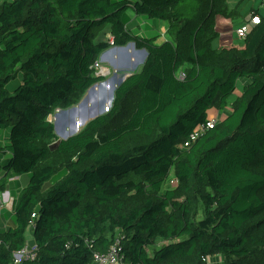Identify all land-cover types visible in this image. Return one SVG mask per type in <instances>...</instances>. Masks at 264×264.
<instances>
[{
  "label": "trees",
  "instance_id": "1",
  "mask_svg": "<svg viewBox=\"0 0 264 264\" xmlns=\"http://www.w3.org/2000/svg\"><path fill=\"white\" fill-rule=\"evenodd\" d=\"M187 1H0V128H11L0 171L29 174L15 224L0 219V264L29 230L37 255L21 264H92L117 240L128 264H264V8L243 14L261 19L239 37L229 0ZM129 9L167 21L170 39L133 32ZM107 26L112 40H99ZM222 26L236 37L215 46ZM129 42L148 52L141 69L53 148L50 115L104 81L93 64ZM213 108L223 116L184 146ZM10 183L0 173V192Z\"/></svg>",
  "mask_w": 264,
  "mask_h": 264
},
{
  "label": "rangeland",
  "instance_id": "2",
  "mask_svg": "<svg viewBox=\"0 0 264 264\" xmlns=\"http://www.w3.org/2000/svg\"><path fill=\"white\" fill-rule=\"evenodd\" d=\"M238 1L239 0H230L229 2H231L230 5H232V7H235L237 5ZM251 1L253 2L254 0H251ZM187 2H194L195 3L194 0H188ZM262 2H263V0H262ZM182 5H184V3H182ZM258 6L262 7V9L264 8L263 4L261 3V0H258ZM129 12H130V14L128 16L129 21H130L129 27L133 32L137 31L140 34L145 35V36L154 35L155 33H159L160 36L158 37L156 42L162 43L163 41H165L164 40V38L166 37V34H165L166 30L165 29L167 27L166 26L167 22L165 20H159V19L147 17L145 15L137 14L132 9H129ZM235 25H237L236 19L234 22V27H235ZM109 27L110 26H107L105 28V30L100 34V36L98 38L99 40H100V38L102 40H105V41L106 40L107 41L112 40V36L108 38ZM222 27H223V29H221V30L223 31L224 35H225V33H228V31H230L229 27H227V26H222ZM232 29H233V27H232ZM234 32H236V29L234 30ZM224 35H223V38H226V37H224ZM220 38H222V37H219V39L217 41L215 40V42H214L215 46L220 44ZM227 42H229V41H227ZM108 49H110V48H108ZM107 58L110 61H112L114 63V65L121 68L117 72V77H124L128 73H133V72L140 70L143 63H144L146 55L144 54V52L141 49H138L136 46H128L127 50L110 51L107 54ZM107 65L110 66L112 69H114L111 64L108 63ZM111 78H108V79H111ZM108 79H105V80H108ZM20 80H21V78L18 77L17 80H15L11 83V87H14V85H16ZM101 82L102 81L97 83L94 91H90V89H89L79 99V101L77 103L73 104L69 108H65V109L64 108H62V109L58 108L50 115V119L54 122V124L57 125V128H58V131L55 130L57 138H63L64 134H68L71 131H76V133L81 131L91 119H93L97 116V114H99L101 112L99 114V115H101V114L109 112L112 109L114 101H115V90L116 89L114 90V97H113V99H111V92H112V84L113 83L109 82L105 85H101ZM115 85L117 86L118 83L116 82ZM242 85H243L242 82H239L237 92L234 93L230 97V100L234 99L237 96V94L242 89ZM135 102H136L135 97H130L127 100L125 107H124L126 111H125L124 115L122 116V119L128 115L129 110L135 105ZM104 107H107L108 109L102 112V109ZM73 108H75V109H73ZM210 114H211V110H210ZM215 118H217V117H215ZM119 121H121V120H119ZM10 131H11V128H3V129L0 128V144L1 145H5L6 143L9 142ZM56 142L57 141H54L53 143H51V146L53 148L56 145ZM5 157H6V155L3 156V158H5ZM0 173H1V176L5 177V179L6 178L8 179L10 177H11L10 179H13L14 184H12L13 186L12 185L11 186L13 187L15 194L13 197H11V199L17 198L19 196V193L27 185L28 180H29V174L25 173L21 176L16 175L17 178L14 179L15 176H12L14 174L11 171L6 173L4 171V169L1 168ZM4 205H5L4 206L5 211L3 212V214H5L7 216H6V218H4V217L2 218V216L0 217L1 224L7 225L6 219L8 221H12L11 225L15 224V216H14L13 210L9 207V204L4 203ZM27 236H28V240H30V242H31L33 240V235L30 232V230L27 232ZM33 242H34V240H33ZM163 243H164V241L162 239H159L157 242V245L160 246Z\"/></svg>",
  "mask_w": 264,
  "mask_h": 264
},
{
  "label": "built area",
  "instance_id": "3",
  "mask_svg": "<svg viewBox=\"0 0 264 264\" xmlns=\"http://www.w3.org/2000/svg\"><path fill=\"white\" fill-rule=\"evenodd\" d=\"M1 1V0H0ZM264 6V0H263ZM260 16L254 15L251 18V22H245L238 28H236V33L239 37H245L249 31V24L250 23H259ZM93 68L95 69V73L98 76H102L105 79L113 77L116 73V69H112L106 63L103 62L102 58L100 57L94 64ZM186 73L183 69L178 72L179 78H184ZM109 80V79H108ZM219 118H212L206 124L198 126L189 136L187 141L185 142L184 146H190L192 142H194L201 134H203L209 128H212L217 122ZM7 192V191H6ZM5 193L0 194V199L2 203V207L5 208L4 203L9 204V207L13 210V203L14 199L7 197ZM36 214L34 213L32 217H35ZM31 225H33L31 223ZM37 255V246L35 243H31L30 241L25 244L23 248L14 252V258L12 264H21L26 259H34ZM206 264H218L221 263V258L219 255H214L213 257H207L205 259ZM92 264H128L124 260V256L122 254V247L120 245V240H117L114 244L111 245L110 249L106 253H99L96 252L94 254V259Z\"/></svg>",
  "mask_w": 264,
  "mask_h": 264
},
{
  "label": "crops",
  "instance_id": "4",
  "mask_svg": "<svg viewBox=\"0 0 264 264\" xmlns=\"http://www.w3.org/2000/svg\"><path fill=\"white\" fill-rule=\"evenodd\" d=\"M230 1V0H229ZM230 3L231 2H229V7H230V9H234V8H236V10H239V15L237 16V19H236V22H237V25H235V27L234 28H236V27H238V26H241L244 22H245V19H244V16H243V14L248 10V9H251V8H255V7H259L258 6V0H254L253 2L251 1V0H245L243 3H241V1L239 0L238 1V3H237V5L235 6V7H232V5H230ZM261 3H262V0H261ZM261 6V5H260ZM129 12V11H128ZM130 14V12L128 13V15ZM247 17L246 18H248V16H249V14H247L246 15ZM167 22V21H166ZM168 25H169V23L167 22V24H166V32H165V34H166V37L164 38V40H167V39H170V36H169V34L167 33V29H168ZM109 36H108V38L109 37H111L112 35H111V31H110V27H109ZM230 33H232L231 31H228V33H225V35L224 34H222L221 35V37L222 38H220V44L219 45H223V44H228V43H230L231 41H232V38L231 37H236V34H230ZM223 35H224V37H226V38H223ZM228 35V36H227ZM100 40H102L101 38H100ZM111 41V40H110ZM227 41H229V42H227ZM225 42V43H224ZM227 42V43H226ZM112 47H114V46H111L110 48H112ZM104 63H106V64H111L110 63V60L109 59H105L104 61H103ZM112 62V61H111ZM112 66H113V68L114 69H116L117 70V72L121 69L120 67H118V66H116V65H114V64H111ZM242 84L244 85V83L242 82ZM239 85V84H238ZM243 85H242V87H243ZM222 111H219L218 109H216V108H213V109H211V117H213V118H215V117H217V118H220L221 116H223V113H221ZM218 114V115H217ZM217 115V116H216ZM12 176H15L14 177V179L15 178H17L16 177V175H12ZM19 176V175H18ZM11 178V177H10ZM10 178H8V180L9 181H12L11 183H10V185H9V189L7 190V192H6V195H7V197L5 198V200H7V198L8 197H13L14 196V194H15V192H14V189H13V185L12 184H14V182H13V179H10ZM19 178V177H18ZM12 185V186H11ZM5 192H3V193H5ZM2 192H0V194H1ZM5 211V208H4V210H3V212ZM6 216L7 215H5V214H3L2 213V218L4 217V218H6ZM6 224L7 225H11L12 224V221H8L7 219H6ZM14 225V224H13ZM30 232L32 233V230H30ZM33 235V234H32ZM33 240H34V238H33ZM33 240L31 241V243H34L33 242ZM222 262V261H221Z\"/></svg>",
  "mask_w": 264,
  "mask_h": 264
},
{
  "label": "water",
  "instance_id": "5",
  "mask_svg": "<svg viewBox=\"0 0 264 264\" xmlns=\"http://www.w3.org/2000/svg\"><path fill=\"white\" fill-rule=\"evenodd\" d=\"M128 46H135V43H134V42H129V43H128L127 45H125V46H114V47H112V48L106 50V52H103L101 58H102V60L104 61L105 59H108V58H107V54H108L110 51L127 50ZM141 50L144 52V54L146 55V58H147V56H148V52H147V50H146L145 48H143V49H141ZM146 58H145V60H146ZM145 60H144V61H145ZM110 63H111V64H114V63L111 62V61H110ZM129 75H131V73H128V74H127L126 76H124V77H117V73H116L111 79H109V80H104V81L101 82V85H105V84H107V83H109V82L113 83V84H112L111 99H113V97H114V90H115V89L117 88V86H118L119 84H121V83H122V82H123V81H124ZM116 82L118 83L117 86L115 85ZM96 85H97V83L94 84V85L90 88V91H94ZM73 109H75V108H73ZM107 109H108L107 107H104V108L102 109V112L105 111V110H107ZM100 113H101V112H100ZM100 113H99V114H100ZM99 114H97V116H98ZM55 130L58 131V128H57V125H56V124H55ZM75 133H76V131H71V132L68 133V134H64V135H63V138H58L56 144H58L62 139H66V138H68L69 136L74 135Z\"/></svg>",
  "mask_w": 264,
  "mask_h": 264
}]
</instances>
